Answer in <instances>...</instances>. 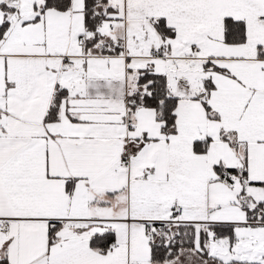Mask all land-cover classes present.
Here are the masks:
<instances>
[{
    "label": "snow or ice",
    "instance_id": "obj_1",
    "mask_svg": "<svg viewBox=\"0 0 264 264\" xmlns=\"http://www.w3.org/2000/svg\"><path fill=\"white\" fill-rule=\"evenodd\" d=\"M0 264H264V0H0Z\"/></svg>",
    "mask_w": 264,
    "mask_h": 264
}]
</instances>
